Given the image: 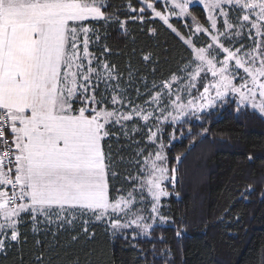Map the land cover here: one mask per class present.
<instances>
[{
    "label": "snow or ice",
    "instance_id": "1",
    "mask_svg": "<svg viewBox=\"0 0 264 264\" xmlns=\"http://www.w3.org/2000/svg\"><path fill=\"white\" fill-rule=\"evenodd\" d=\"M190 3L191 0H173L171 10L175 14L178 9V15L185 16ZM198 3L206 11L210 27L196 23L193 17L194 34L206 33L211 42L206 47H195L191 39L181 36L193 55V60L180 70L189 77L182 90L191 96L190 90L196 87L195 81L202 73L205 77L210 73L215 82L203 86L199 96L203 103L189 99L184 104L179 103V94L171 99L172 84L184 80L173 74L159 87L153 83L152 88L157 90H148L150 99L145 103L159 106L167 95L175 111L169 115L175 122L190 111L202 112L212 107L216 99L223 100L231 93L239 98L237 111L250 105L264 115V0ZM147 7L154 10L152 3ZM107 8V0H0V233L7 235L10 230L13 242L18 241L21 213L31 214L33 231L37 215L49 220L54 215L72 224L79 211L81 215L90 214L95 221L107 218L114 230L134 227L149 235L153 224L144 222L145 209L137 206L145 201V193L151 198L153 223L156 217L166 219L159 211L161 198L169 195L164 182L175 185L177 169L166 166L162 142L159 150L148 153L142 164L136 161L141 164L138 172L143 175L126 177L139 181L127 196H110L108 177L115 179L119 175L111 152H105L106 139L113 134L111 127L119 124L127 136L121 121L138 117L147 124L153 111L163 113L164 108L148 111L132 100L127 88L120 84L114 66L90 52L93 36L98 40L99 35L85 22L107 24L119 20L109 15ZM139 11L143 13L145 9L141 7ZM155 16L180 35L168 16L159 11H155ZM219 18H223L222 28L218 27ZM120 27H125L124 22H120ZM245 34L250 44H245ZM105 51L109 49L105 47ZM149 59L144 56L145 61ZM240 70L244 75H240ZM238 76L241 82L237 86L234 80ZM210 89L215 90L214 97ZM135 93L137 98L143 95L139 88ZM129 106L131 110L127 111ZM6 132L11 135V142L5 138ZM149 132L148 140L156 143L157 133L151 129ZM176 161L179 163V156ZM10 201L18 203L13 205ZM121 216L126 218L124 222ZM84 232H88L86 226ZM176 235L179 237L181 232ZM5 248V241L0 240V251Z\"/></svg>",
    "mask_w": 264,
    "mask_h": 264
},
{
    "label": "trees",
    "instance_id": "2",
    "mask_svg": "<svg viewBox=\"0 0 264 264\" xmlns=\"http://www.w3.org/2000/svg\"><path fill=\"white\" fill-rule=\"evenodd\" d=\"M107 4L109 15L119 20L85 22L99 35L98 40L93 36L89 50L114 66L131 99L147 108L148 90H157L153 83L159 87L173 74H182L180 70L193 60L192 49L181 36L195 47L207 46L211 38L203 32L194 34L196 25L190 18L173 17L176 13L170 14L165 0H107ZM155 11L173 17L170 23L181 36ZM189 14L196 23L210 27L201 5L191 6ZM222 24L223 20L218 27ZM244 42H250L247 34ZM145 55L150 59L145 61ZM136 88L143 93L139 98ZM237 105L225 99L209 112L166 124V166L177 169L176 182L164 185L169 192L160 203L165 223L153 226L149 235L135 228L114 230L107 219L95 221L92 216L68 224L37 215L33 231L31 214L21 213L18 241H11L10 230L7 235L0 233L6 245L0 251V264H264V117L248 106L237 111ZM156 117L158 112L153 111L147 124L138 117L125 121L127 136L119 124L110 126L113 134L106 139L105 152H111L119 173L115 179L108 177L111 197L127 196L139 183L126 177L138 172L137 160L155 152L148 136L149 129L158 133ZM145 197L149 200L139 207L148 210L151 198ZM125 219L122 216L121 222Z\"/></svg>",
    "mask_w": 264,
    "mask_h": 264
},
{
    "label": "rangeland",
    "instance_id": "3",
    "mask_svg": "<svg viewBox=\"0 0 264 264\" xmlns=\"http://www.w3.org/2000/svg\"><path fill=\"white\" fill-rule=\"evenodd\" d=\"M166 1V0H165ZM167 3L169 4V6H170V8L172 9V4H173V0H167ZM195 4H199L198 3V0H191V3H190V5H189V9L191 8V6H193V5H195ZM174 12L176 13V16H173V17H178V18H180V19H186V18H190L191 20H193V18L190 16V14H189V12H188V14L187 15H185V16H179L178 15V13H179V10L178 9H175L174 10ZM171 13H173V11L172 10H170V14ZM231 15V14H230ZM173 17H171L170 15L168 16V18H169V23H170V21H171V19L173 18ZM235 18V15H232L231 16V19H232V21L234 22V23H236L237 21H236V18ZM221 20H223V18H219V20H218V25H219V23L221 22ZM178 32V31H177ZM179 33V32H178ZM180 34V33H179ZM180 36H181V34H180ZM183 37V36H182ZM186 39V38H185ZM251 43V41L250 42H247V43H245L246 45L247 44H250ZM206 47V46H205ZM235 47H239V45L238 44H236L235 45ZM219 66V65H218ZM240 75H244L243 74V72H242V70H240ZM178 76H182V77H184V80L183 81H180V82H177V83H173L172 84V88H171V92H172V95H171V99L172 100H175L176 99V95L177 94H179L181 97H182V99H181V101H179V103H184V104H186L187 103V101L189 100V99H194V103H196V104H198V103H203V101H200L199 100V96L202 94V92H203V86L204 85H208V84H211V83H214L215 82V78H213L212 76H211V74L209 73V74H207V76L205 77L204 76V74L202 73L201 74V78H198L196 81H195V84H196V87L195 88H192L190 91H191V96L188 94V92L187 91H183L182 89H183V86L188 82V80H189V77H187L186 75H185V73L183 72L182 74H180V75H178ZM205 78H207V80H205ZM171 80V79H170ZM169 80V81H170ZM241 81H240V79H239V76L234 80V84H236L237 86L239 85V83H240ZM167 91L168 90H165V92L167 93ZM210 95L211 96H215V90L214 89H210ZM168 98V99H167ZM225 99H233L234 101H236L237 103H238V96H236V95H234V94H229L227 97H225L223 100H221V99H216L215 101H214V103H213V106L212 107H210V108H205L204 109V111H195V112H189L188 113V115H190V114H196V115H201V114H203V113H205V112H209V111H211V110H213L220 102H222V101H224ZM257 101H259V97H257ZM246 106H248V107H250L251 109H253L250 105H246ZM159 107H163L164 108V111H163V113H161V111H159V110H156V112H158V117H159V119H158V135H157V141H156V143H152L151 141H149L150 143H152V144H154V149L155 150H159V148H160V143L162 142L163 143V145H164V147H163V153H164V155H165V148H166V141H165V139H164V136H163V132H164V130H165V126H166V124H173V123H179V122H182L187 116H184V117H182L180 120H178V121H175V122H173L172 121V116L171 115H169V112H172V114L174 115L175 114V111H174V109L171 107V105L169 104V97L167 96V95H165V97H164V100H163V103L161 104V105H155V104H153V105H151V106H149V107H147V108H145V109H147L148 111H152V109L154 108V109H158ZM254 110V109H253ZM254 111H256V112H258L257 110H254ZM259 113V112H258ZM260 114V113H259ZM261 115V114H260ZM165 116H167V120H164V117ZM263 117H264V115H262ZM156 119H157V117H156ZM125 121H121V123L123 124ZM10 137V136H9ZM154 154V153H153ZM148 154H145V155H143L142 156V158H141V164L143 163V160H144V158L147 156ZM141 164H139V166L141 167ZM137 175H140L139 174V172H137L136 174H135V176H137ZM167 183H169L167 180L164 182V185L165 184H167ZM172 183H169V185H171ZM10 188V187H9ZM0 190H3V186H0ZM8 190V189H7ZM147 195V193H145V196ZM166 197H168V196H166ZM164 197H162L161 198V201H162V199H163ZM137 199H139V196H137ZM149 199L148 198H146L145 199V201H148ZM142 203H146V202H142ZM150 203H151V201H150ZM164 205V204H163ZM138 207L140 206V204H138L137 205ZM143 208H144V206H142ZM145 210H144V212H143V215H144V217H145V220H144V222H146V223H149V224H153V226H156V225H159V224H164L165 223V220H161V219H159L160 217H156V219H155V222L153 223V220L150 218V216H151V214H150V206H148V210L146 209V208H144ZM159 211H160V206H159ZM64 215L65 216H67L68 217V219H71V216H68V213H64ZM42 216V215H41ZM90 214L89 215H81L80 214V212L79 211H77L76 212V217H77V219H83V218H85V217H88V218H90ZM56 218V216H51V218H50V220L49 219H46V218H44V216H43V218L44 219H46L47 221H54V218ZM122 217V216H121ZM92 218H94V217H92ZM107 219V218H106ZM134 228V227H133ZM128 229H130V228H128Z\"/></svg>",
    "mask_w": 264,
    "mask_h": 264
},
{
    "label": "built area",
    "instance_id": "4",
    "mask_svg": "<svg viewBox=\"0 0 264 264\" xmlns=\"http://www.w3.org/2000/svg\"><path fill=\"white\" fill-rule=\"evenodd\" d=\"M9 132H6L5 133V138L9 141V142H11V138L9 137ZM2 149H3V145H1V149H0V154H2ZM5 159L7 160V157H5ZM9 189L10 188H8V191H9ZM10 192V191H9ZM17 203V201H10V204H16Z\"/></svg>",
    "mask_w": 264,
    "mask_h": 264
}]
</instances>
